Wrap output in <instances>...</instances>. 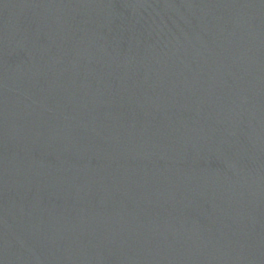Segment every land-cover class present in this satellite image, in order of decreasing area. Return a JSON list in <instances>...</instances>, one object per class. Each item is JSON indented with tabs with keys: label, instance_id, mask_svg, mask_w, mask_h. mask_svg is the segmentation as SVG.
<instances>
[{
	"label": "water",
	"instance_id": "water-1",
	"mask_svg": "<svg viewBox=\"0 0 264 264\" xmlns=\"http://www.w3.org/2000/svg\"><path fill=\"white\" fill-rule=\"evenodd\" d=\"M0 264H264V0H0Z\"/></svg>",
	"mask_w": 264,
	"mask_h": 264
}]
</instances>
